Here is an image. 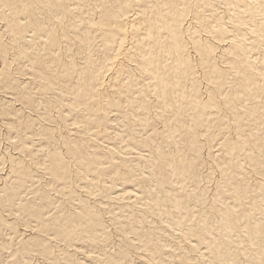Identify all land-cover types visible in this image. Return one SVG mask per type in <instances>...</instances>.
Returning a JSON list of instances; mask_svg holds the SVG:
<instances>
[{
  "label": "bare ground",
  "instance_id": "bare-ground-1",
  "mask_svg": "<svg viewBox=\"0 0 264 264\" xmlns=\"http://www.w3.org/2000/svg\"><path fill=\"white\" fill-rule=\"evenodd\" d=\"M0 264H264V0H0Z\"/></svg>",
  "mask_w": 264,
  "mask_h": 264
},
{
  "label": "rangeland",
  "instance_id": "rangeland-1",
  "mask_svg": "<svg viewBox=\"0 0 264 264\" xmlns=\"http://www.w3.org/2000/svg\"><path fill=\"white\" fill-rule=\"evenodd\" d=\"M3 145H6V144H3Z\"/></svg>",
  "mask_w": 264,
  "mask_h": 264
}]
</instances>
